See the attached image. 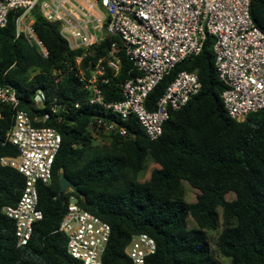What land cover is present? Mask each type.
Segmentation results:
<instances>
[{"label": "trees", "instance_id": "obj_1", "mask_svg": "<svg viewBox=\"0 0 264 264\" xmlns=\"http://www.w3.org/2000/svg\"><path fill=\"white\" fill-rule=\"evenodd\" d=\"M17 14L11 12L0 28V85L16 87L32 108L34 92L43 89L46 106L38 113L48 110L55 97L63 119L52 114L46 125L59 131L62 142L51 182L38 184L43 218L24 246L17 245L15 223L1 210L17 202L25 179L14 168L0 165V264H80L68 253L67 236L59 230L70 193L111 226L104 264H131L125 248L141 232L157 245L146 264H221L208 238L221 219L224 227L216 242L221 254L231 264H264V108L243 121L228 115L221 98L226 85L214 64V38L208 36L199 54L179 63L150 93L147 103L153 109L180 70L196 72L201 81L199 93L170 112L160 137H147L131 116L127 124L132 135L96 138L90 121L100 109L89 104V93L66 68L81 50H71L59 24L34 10L32 27L48 50L44 57L23 34L16 36ZM251 15L264 32V0H251ZM113 39L107 36L99 51ZM120 56L118 76L103 85L107 100L123 98L121 84L133 66L124 52ZM7 115L11 118L10 111ZM15 153L11 144L0 148V157ZM149 161L157 166L141 181ZM61 172L79 190L67 193L65 203L59 198ZM184 181L198 190L195 201L185 199ZM229 194L234 197L228 199ZM189 218L196 227L188 226Z\"/></svg>", "mask_w": 264, "mask_h": 264}, {"label": "built area", "instance_id": "obj_2", "mask_svg": "<svg viewBox=\"0 0 264 264\" xmlns=\"http://www.w3.org/2000/svg\"><path fill=\"white\" fill-rule=\"evenodd\" d=\"M34 10L59 24L71 50H81L66 68L89 93V104L100 109L90 121L96 138L132 135L127 124L131 116L147 137H160L170 112L198 94L201 81L196 72L183 69L166 86L153 109L147 99L179 63L202 51L208 36L214 38L215 68L226 85L221 98L228 115L243 121L264 108V32L252 18L251 0H0V28L6 26L11 12L18 13L16 36L23 34L47 57L48 50L32 27ZM107 36L114 39L99 51ZM121 52L133 66L121 84L123 98L107 100L103 85L118 76ZM46 100L45 91L38 88L32 97L33 108L28 107L16 87L0 85V148L11 144L16 151L15 155L1 156L0 165L14 168L25 179L17 202L1 210L15 223L18 246L29 242L34 224L43 218L38 184L51 182L62 142L59 131L46 125L52 114L63 119L59 115L62 104L54 97L49 109L38 113ZM59 230L67 236L68 253L80 264H104L111 226L84 209L73 193L69 194ZM156 249L155 239L141 232L132 236L125 254L131 264H146Z\"/></svg>", "mask_w": 264, "mask_h": 264}, {"label": "rangeland", "instance_id": "obj_3", "mask_svg": "<svg viewBox=\"0 0 264 264\" xmlns=\"http://www.w3.org/2000/svg\"><path fill=\"white\" fill-rule=\"evenodd\" d=\"M157 165L152 162H147L146 168L144 169L143 173L139 176V179L141 181H145L149 179L151 171L153 168H155ZM184 189H185V199L187 201H195L196 196L198 194V190L194 189L187 181H184ZM233 194H229L227 196L228 199L233 198ZM188 226L189 227H196V223L193 221L192 218H189L188 220ZM224 227L223 221L221 219L219 228L217 230H210L208 231V238L211 244L212 253L215 256V258L221 263V264H231V259L229 257H226L221 254L217 247V238L222 231Z\"/></svg>", "mask_w": 264, "mask_h": 264}, {"label": "water", "instance_id": "obj_4", "mask_svg": "<svg viewBox=\"0 0 264 264\" xmlns=\"http://www.w3.org/2000/svg\"><path fill=\"white\" fill-rule=\"evenodd\" d=\"M58 183H59V198L62 203L66 202V194L70 190L79 193L76 184H74L63 172L59 174Z\"/></svg>", "mask_w": 264, "mask_h": 264}]
</instances>
